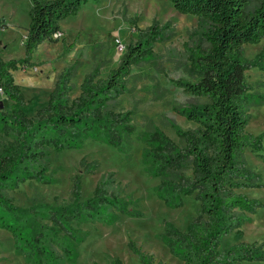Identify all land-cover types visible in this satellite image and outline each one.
Masks as SVG:
<instances>
[{"label": "trees", "instance_id": "trees-1", "mask_svg": "<svg viewBox=\"0 0 264 264\" xmlns=\"http://www.w3.org/2000/svg\"><path fill=\"white\" fill-rule=\"evenodd\" d=\"M29 1L23 57L4 60L0 55V91L10 100L9 111L0 107V225L11 228L14 247L28 264H76L78 244L87 234L81 224L112 222L119 213L141 216L138 200L122 194L112 173L102 174L83 197L81 175L98 166L97 160L84 158L80 159L81 173L72 177L67 200L22 207L12 202L7 191L30 178L52 182L51 154L78 148L88 137L103 140L128 157L135 130L129 113L117 111L115 104L127 91L132 66L151 52L155 42L166 40L171 28L157 20L140 28L132 20L136 39L125 46L116 67L101 78L99 66H94L84 74L79 94L71 98L75 68L68 66L57 74L46 104L29 116L25 109L33 98L25 99L12 71L35 65L32 53L37 46L44 40L58 41L53 34L60 33L61 21L87 0ZM169 1L177 11L205 24L200 39L190 33V42L184 44L190 79L173 81L194 98L174 110L195 127L173 125L180 143L158 129L136 133V138L142 142L144 171L157 178L153 192L163 203L178 207L184 196L193 195L198 205L183 229L163 220L157 236L183 264H245L263 259L261 243L240 239V226L248 219L245 213L254 211L260 202L238 189L260 184L259 175L246 165L245 148L264 161V133L245 130L248 108L263 98L251 91L245 71L252 66L264 69V47L252 59L242 51V45L257 43L264 36V0ZM4 26L0 18V28ZM62 42L65 51L74 44ZM230 234L235 241L223 245ZM127 246L142 264H162L133 240ZM109 264L124 263L114 256Z\"/></svg>", "mask_w": 264, "mask_h": 264}, {"label": "rangeland", "instance_id": "rangeland-1", "mask_svg": "<svg viewBox=\"0 0 264 264\" xmlns=\"http://www.w3.org/2000/svg\"><path fill=\"white\" fill-rule=\"evenodd\" d=\"M29 4V0H0V18L6 23V26L0 28V55L4 60L24 55V31L21 25L16 26L11 22L10 16L7 19L6 14L13 12L12 18L21 15L22 19ZM27 17L29 19V15ZM132 20L140 28L146 27L153 20L161 24L169 23L171 31L166 40L155 42L151 52L132 66L127 78V91L118 97L115 104L117 111L129 113L130 123L135 130L130 138L128 157L105 141L88 137L78 148L51 154L48 171L52 173V182L30 178L7 191L12 202L22 207L67 200L72 177L81 173L80 159L84 158L87 161L97 160L98 166L93 172H83L81 175L83 197L91 193L102 174L112 173L115 182L123 188L122 194L138 200L141 216L119 213V217L112 222L81 224L87 234L78 244L76 264H109V259L114 256L119 257L124 264H142L129 250L128 240H133L142 250L152 254L156 261H162V264H183L169 253L157 235L162 230L163 220L171 221L183 229L198 205L193 195L184 196L183 204L178 207H169L163 203L153 192L157 178L144 171L141 161L142 142L136 138V133L158 129L180 143L173 125L183 129L195 127L194 122L174 110L175 106H183L194 98L173 81L180 77L190 79L186 70L184 44L190 42V33L193 39H200L199 31L205 24L194 15L177 11L169 0H87L75 14L61 21L58 41L44 40L37 46L32 53L35 65L12 71L25 99L33 98L25 111L30 116L35 109L46 104L57 74L70 65L75 68V74L70 80L71 98L79 94L84 74L94 66H99V76L104 78L119 63L125 46L136 39ZM62 41L65 44L74 41V44L65 51ZM263 47L264 36L257 43L242 45V51L247 59H252ZM245 75L251 91L263 97H258L259 102L248 108L250 118L245 130L257 135L264 133V69L252 66L246 69ZM0 102L3 110H10V100L2 96L1 91ZM262 147L264 154V134ZM244 158L246 165L259 175L260 184L240 188L238 192L259 200L260 205L254 211L245 213L248 219L240 226V239L256 241L264 248V161L248 147L244 150ZM234 241L233 234L227 235L223 245ZM244 263L264 264V258ZM0 264H28L24 255L14 247L11 228L1 225Z\"/></svg>", "mask_w": 264, "mask_h": 264}, {"label": "crops", "instance_id": "crops-1", "mask_svg": "<svg viewBox=\"0 0 264 264\" xmlns=\"http://www.w3.org/2000/svg\"><path fill=\"white\" fill-rule=\"evenodd\" d=\"M28 7H29V5H28ZM28 7H27V9H28ZM27 9L25 10V16L21 19V15L20 16H17V17H14V18H12V13L11 14H6V16H7V19H8V16H10L11 17V22L14 24V25H16V26H18V25H21V28L23 29V31H24V36H25V34H26V30H25V28L28 26V23H29V19H28V14H27ZM5 16V17H6ZM2 17V16H1ZM4 17V16H3ZM6 22H8V21H6ZM24 38V37H23Z\"/></svg>", "mask_w": 264, "mask_h": 264}, {"label": "built area", "instance_id": "built-area-1", "mask_svg": "<svg viewBox=\"0 0 264 264\" xmlns=\"http://www.w3.org/2000/svg\"><path fill=\"white\" fill-rule=\"evenodd\" d=\"M59 34H60V33H54V34H53V37H57V36H59ZM120 46L122 47L121 43H120Z\"/></svg>", "mask_w": 264, "mask_h": 264}, {"label": "water", "instance_id": "water-1", "mask_svg": "<svg viewBox=\"0 0 264 264\" xmlns=\"http://www.w3.org/2000/svg\"><path fill=\"white\" fill-rule=\"evenodd\" d=\"M2 105H3L2 102H0V107H2Z\"/></svg>", "mask_w": 264, "mask_h": 264}]
</instances>
